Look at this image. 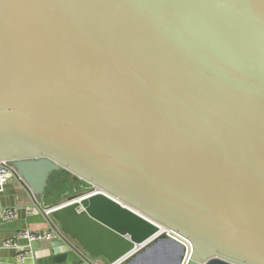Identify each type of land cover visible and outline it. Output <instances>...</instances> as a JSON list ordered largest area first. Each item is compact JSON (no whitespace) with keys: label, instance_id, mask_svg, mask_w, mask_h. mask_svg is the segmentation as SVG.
<instances>
[{"label":"water","instance_id":"95a60500","mask_svg":"<svg viewBox=\"0 0 264 264\" xmlns=\"http://www.w3.org/2000/svg\"><path fill=\"white\" fill-rule=\"evenodd\" d=\"M0 160L90 258L264 264V0H0Z\"/></svg>","mask_w":264,"mask_h":264},{"label":"crops","instance_id":"0c3cea01","mask_svg":"<svg viewBox=\"0 0 264 264\" xmlns=\"http://www.w3.org/2000/svg\"><path fill=\"white\" fill-rule=\"evenodd\" d=\"M41 199H34L29 191L17 179L12 177L0 193V209L16 211V218L11 221H0V263L3 264H108L102 258H90L75 242L69 238L53 233L50 240L37 241L32 245V255L20 263L16 259L17 251L3 248V242L13 237L18 231L47 233L48 223L35 206L42 210L46 208ZM52 232V231H51ZM25 241H19L20 246H26Z\"/></svg>","mask_w":264,"mask_h":264},{"label":"built area","instance_id":"2783aa9c","mask_svg":"<svg viewBox=\"0 0 264 264\" xmlns=\"http://www.w3.org/2000/svg\"><path fill=\"white\" fill-rule=\"evenodd\" d=\"M11 161L8 160H0V193L3 191L4 186L6 183L12 178H17L20 182V178L14 172V169L11 165ZM47 217L50 216V212H45ZM16 218V211L12 209H0V221H11ZM50 227L52 228V232L49 231L47 233H33L28 231H18L16 232L12 238L3 242L2 247L7 249H14L17 251L16 259L23 263L29 255H32V245L41 240H50L53 237V233H58L60 235L61 232L59 230L58 224L51 220ZM19 241H25L27 244L26 246H20ZM185 246V255L183 257L181 264H187L189 260L190 254V246L187 243H184ZM3 264V263H0Z\"/></svg>","mask_w":264,"mask_h":264},{"label":"rangeland","instance_id":"374dc122","mask_svg":"<svg viewBox=\"0 0 264 264\" xmlns=\"http://www.w3.org/2000/svg\"><path fill=\"white\" fill-rule=\"evenodd\" d=\"M91 186L84 181H73L72 175L67 171L54 172L48 179L47 187L41 196L40 202L48 207L63 204L68 198L86 194Z\"/></svg>","mask_w":264,"mask_h":264},{"label":"bare ground","instance_id":"6f19581e","mask_svg":"<svg viewBox=\"0 0 264 264\" xmlns=\"http://www.w3.org/2000/svg\"><path fill=\"white\" fill-rule=\"evenodd\" d=\"M160 230H161L162 232H164V229H163V228H161Z\"/></svg>","mask_w":264,"mask_h":264},{"label":"trees","instance_id":"16d2710c","mask_svg":"<svg viewBox=\"0 0 264 264\" xmlns=\"http://www.w3.org/2000/svg\"><path fill=\"white\" fill-rule=\"evenodd\" d=\"M63 171V170H62ZM60 172V171H59Z\"/></svg>","mask_w":264,"mask_h":264}]
</instances>
